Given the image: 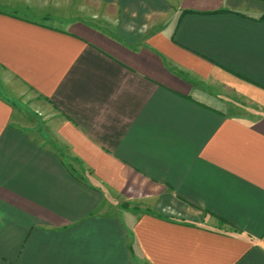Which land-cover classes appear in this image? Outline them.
Listing matches in <instances>:
<instances>
[{"label": "crops", "instance_id": "crops-1", "mask_svg": "<svg viewBox=\"0 0 264 264\" xmlns=\"http://www.w3.org/2000/svg\"><path fill=\"white\" fill-rule=\"evenodd\" d=\"M0 264H264V0H0Z\"/></svg>", "mask_w": 264, "mask_h": 264}, {"label": "rangeland", "instance_id": "rangeland-1", "mask_svg": "<svg viewBox=\"0 0 264 264\" xmlns=\"http://www.w3.org/2000/svg\"><path fill=\"white\" fill-rule=\"evenodd\" d=\"M23 102V101H22ZM22 110H23V114H27L29 115L30 117L29 118H32L33 121H35L34 118L36 117H40L39 113L36 112L34 110V108H31V105L28 104V103H22ZM115 199V198H114ZM121 199H115L111 204H108V205H111L113 207V209H131V210H136V209H141V207L139 205H142V204H132V203H123L120 201ZM143 208V207H142ZM159 208L161 209L162 212H169L168 210V207H167V204H161L159 205ZM165 210V211H164Z\"/></svg>", "mask_w": 264, "mask_h": 264}]
</instances>
